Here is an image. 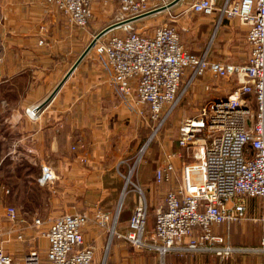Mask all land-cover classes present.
<instances>
[{"label":"built area","instance_id":"obj_1","mask_svg":"<svg viewBox=\"0 0 264 264\" xmlns=\"http://www.w3.org/2000/svg\"><path fill=\"white\" fill-rule=\"evenodd\" d=\"M110 1L118 6L113 24H121L166 7L174 0H46V3L68 24L85 29L93 18L94 3L106 5ZM190 10L204 16L216 14L218 23L236 19L245 25L249 47L246 62H210L204 55H193L185 49L181 32L167 26L148 35L135 31L130 23L123 24L116 28L125 32L123 35L108 36L109 32L93 47L106 64L118 101L145 106L149 119L158 123L155 132L178 105L186 74L187 88L206 76L237 84L226 98L209 100L199 118L181 123L177 130L179 151L168 153L153 172L155 183L174 180L176 187L165 193L162 207L155 212L151 244L145 240L148 206L140 188L133 185L139 194L128 228L121 235L116 232L112 217L100 210L93 215L63 214L52 220L44 232L48 264H94V247L86 244L83 237V229L89 224L103 229L109 240L117 235L134 247L146 246L160 256L173 251L210 252L228 264L236 252L264 254V0H226L220 6L215 0H197ZM247 97L255 104V116L250 115ZM26 114L35 118L38 110L30 108ZM184 150L192 151L194 163H183L180 151ZM176 160L182 161L179 168ZM121 177L125 190L131 176ZM56 180L54 170L45 167L38 183L47 186ZM246 200H259L262 208L260 241L250 249L231 246L225 235L217 231L246 218ZM5 216L10 222L18 220L17 211L11 206L5 209ZM42 225L39 218L31 224L33 228ZM22 238L17 236L19 241ZM0 264L16 263L0 248ZM21 264H41L38 253L30 251Z\"/></svg>","mask_w":264,"mask_h":264},{"label":"crops","instance_id":"obj_2","mask_svg":"<svg viewBox=\"0 0 264 264\" xmlns=\"http://www.w3.org/2000/svg\"><path fill=\"white\" fill-rule=\"evenodd\" d=\"M195 1L197 0H181L165 11L130 24L135 31L148 35H152L155 29L163 25L177 30L186 29L188 33H193L196 27L189 23L179 26L163 24L152 29L145 28L144 23L152 26L154 22L148 21L149 19L160 15L172 16L179 13L180 7L185 5L191 7ZM225 1L215 0V3L220 6ZM106 6L114 7L117 14L118 6L113 1L106 5L94 3L93 18L89 24L100 14H108L109 9H105ZM190 7L191 14L210 19L208 22L211 28L210 45L224 28L228 29L227 35L231 37L232 23L244 26L241 30L245 33L246 43L247 27L238 20L223 19L218 23L216 14L204 16L192 12ZM180 36L182 39V33ZM39 41H42V44H39ZM83 42L82 29L68 24L53 6L46 3V0H0V177H7L0 183V248L8 253L16 264H21L25 255L32 250L38 253L41 264H48L46 259L48 242L44 235L47 225L63 214L81 212L84 202L88 201L87 197L84 198V181L86 189L89 190L87 194L95 189L103 192L104 178L115 179L113 169L120 163L121 155L133 147L126 143V110L130 113L133 111L132 114L134 111L143 112L142 106H135L130 102L132 109L129 106L127 109L126 103H118L110 84L106 64L102 58L99 61L90 57L92 50L50 101L43 108L40 107L52 95L83 52ZM182 42L189 53L196 56L204 55L210 62L243 64L249 54L246 43L247 53L243 62L213 60L210 54L211 47L206 46L200 51L191 52L186 48L183 39ZM92 52L95 53L94 50ZM187 78L186 74L183 81ZM214 81L217 85L200 79L188 88L200 86L205 92L215 95L208 101L223 99L221 95L228 87L223 89L219 86L222 80ZM206 86L209 90L205 89ZM30 108L38 110L35 118H30L26 114V110ZM136 116H129V123L134 121L136 124L135 120L140 119ZM135 143L136 147L138 142ZM7 144L9 148L3 151L2 148ZM6 160L10 163L2 165ZM180 164L178 161L176 167L179 168ZM45 167L54 170L57 180L54 184L40 186L38 178ZM144 185L147 186L146 183ZM163 185L168 186L166 190L168 192L176 187V182L173 180ZM100 196L103 198V195ZM101 200H94L96 205L91 215L100 209ZM251 202L257 205L259 244L261 236L259 219L262 208L259 200H247L246 215L252 208ZM121 204L122 198L120 207ZM8 206L16 209L18 218L16 222H10L6 218L5 209ZM36 218L43 222L40 228L31 226ZM128 221L126 218L120 222L119 231L116 227L118 234L121 235L127 230ZM153 225L154 219L149 229L147 223L145 240L148 244H151L149 239ZM223 229L225 228H219L218 233L225 235L220 233ZM18 235L23 236L21 241L17 239ZM83 237L86 244L94 247V264L106 248H108L106 264H223L220 257L210 252L173 251L160 256L146 246L134 247L117 235L109 240L103 229L93 224L83 229ZM225 237L233 247L250 249L258 246L232 244L226 235ZM228 264H264V254L236 252Z\"/></svg>","mask_w":264,"mask_h":264},{"label":"rangeland","instance_id":"obj_3","mask_svg":"<svg viewBox=\"0 0 264 264\" xmlns=\"http://www.w3.org/2000/svg\"><path fill=\"white\" fill-rule=\"evenodd\" d=\"M189 7V5L180 7L179 13L172 14V16L160 15L158 17H154L153 19H149L148 21L154 22V24L151 26L148 23H144L145 28L152 29L155 26L158 27L163 24L179 26L180 24L182 25L189 23L191 26L196 27L193 33H188L187 30L183 32L182 28L179 30L182 33V39L186 44V48L191 52L198 50L200 51L207 46V48L211 47L210 54L213 60H227L228 62L237 63L243 62L245 60L247 45L245 43V33L241 30L244 26L237 23H232L231 29L233 35H231V37L228 36V29L224 28V31L218 37H216L212 45H210V23L208 25L210 19L191 14ZM105 9H109L108 14H100L98 18L89 24L90 26L82 29L84 38L83 50L87 47L96 34L115 21V8L106 6ZM124 33L125 32L122 30H116L113 33L108 34V36L123 35ZM92 51L90 52L89 56L100 61L101 58L97 55L95 56V53ZM202 80H204V82L217 85L216 81H214L215 79L213 78L209 79L206 77ZM220 82L219 86H221V88L228 87L226 88V91L223 88L224 92L223 95H221L223 98H226L232 92V90L237 87V84L234 82L227 83L223 80ZM180 89V94L182 97L178 105L173 110V112L166 117L165 121L156 132L155 130L157 128L156 126H158V123H154L149 119V114L147 110H145L146 107L144 108L142 106L141 110L143 112L134 111V114H132L133 111L130 113L126 110V143H130V146L133 147L131 150L126 151L125 154H122V157L120 156L122 158L120 163L118 164L117 168L113 169V173L116 176L115 179L109 177L104 178L103 192H98L99 189H95L87 194L89 190L86 189V182L84 181V198L87 197L88 201L87 203L84 202L80 210L81 212L91 215V212L96 205L94 200L99 201L102 199L99 203V210L109 214L112 217L113 223L116 224L117 230L119 231L118 227L120 226V222L123 219H129L133 208L136 205L139 194L138 190L133 187V185H136L138 188H140L148 206V229L151 227L156 209L162 206L164 194L168 189L167 185L155 183L153 179V172L165 161L166 155L168 153L179 151L176 141L177 130L181 123L188 118H199L202 109L207 106L208 99L212 96H215L205 92L200 86L187 88L186 81L182 82ZM246 99L249 100L248 103L251 107L250 115L255 116V104L253 103L251 97H247ZM128 106L131 108L130 102H126L127 109ZM128 115L132 117L133 115H137L140 117V119L139 121L137 119L135 120L136 124L134 121L129 123L130 117ZM136 141L138 144L135 147L134 144H136ZM7 148H9L8 144L4 146L2 150L7 151ZM180 152L184 159L183 163H194L196 161L192 158L191 150H184ZM177 162L178 161L176 160V163ZM9 163V160H6L2 165ZM121 175L125 177L131 176L130 183H128V186L125 190V180L121 177ZM6 179L7 177L5 176L0 177V183L4 182ZM145 183L147 186L144 185ZM100 195H103V198H101ZM121 198L122 204L120 207L119 204ZM133 199L135 200L133 201ZM251 203L252 208L244 220L232 225L229 229L225 228L220 230V233L225 234L228 237L229 242L232 244L250 246H255L258 244L259 224L257 222V205L255 206L253 202ZM103 252V255L99 257V259L96 261V264H106L108 248H106Z\"/></svg>","mask_w":264,"mask_h":264},{"label":"water","instance_id":"obj_4","mask_svg":"<svg viewBox=\"0 0 264 264\" xmlns=\"http://www.w3.org/2000/svg\"><path fill=\"white\" fill-rule=\"evenodd\" d=\"M181 0H174L171 4H169L166 7L157 9L155 11L149 12L147 14L138 16L136 18H132L129 20H126L125 22H122L121 24H111L109 26H107L106 28H104L103 30H101L98 34L95 35V37L91 40V42L87 45V47L83 50V52L80 54V56L77 58V60L74 62V64L71 66V68L69 69V71L65 74L64 78L62 79V81L59 83V85L57 86V88L54 90V92L52 93V95L46 100V102H44L43 105H41L40 107L43 108L46 103H48L50 101V99L55 95V93L61 88V86L64 84V82L69 78V76L71 75V73L75 70V68L78 66V64L84 59V57L89 54V52L93 49L94 45L96 44V42L105 34L111 32L112 30L116 29L117 27L123 25V24H127V23H131V22H135L137 20H140L142 18L145 17H149L151 15H154L156 13L165 11L171 7H173L174 5H176L177 3H179Z\"/></svg>","mask_w":264,"mask_h":264}]
</instances>
